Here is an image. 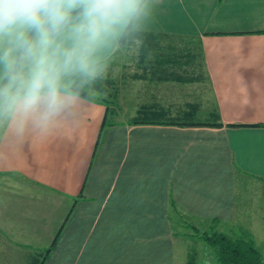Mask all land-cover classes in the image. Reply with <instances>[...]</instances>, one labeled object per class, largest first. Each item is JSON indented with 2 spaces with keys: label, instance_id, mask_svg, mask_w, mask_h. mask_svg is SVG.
Here are the masks:
<instances>
[{
  "label": "crops",
  "instance_id": "0c3cea01",
  "mask_svg": "<svg viewBox=\"0 0 264 264\" xmlns=\"http://www.w3.org/2000/svg\"><path fill=\"white\" fill-rule=\"evenodd\" d=\"M131 29L197 42L210 121L222 125L102 128L106 104L79 96L47 132L1 130L0 188L32 184L28 196L50 212L29 233L22 201L0 215L5 264H176L174 208L229 222L236 182H264V0H142Z\"/></svg>",
  "mask_w": 264,
  "mask_h": 264
},
{
  "label": "clouds",
  "instance_id": "9594fccd",
  "mask_svg": "<svg viewBox=\"0 0 264 264\" xmlns=\"http://www.w3.org/2000/svg\"><path fill=\"white\" fill-rule=\"evenodd\" d=\"M141 12L142 0H0V130L54 127Z\"/></svg>",
  "mask_w": 264,
  "mask_h": 264
},
{
  "label": "rangeland",
  "instance_id": "374dc122",
  "mask_svg": "<svg viewBox=\"0 0 264 264\" xmlns=\"http://www.w3.org/2000/svg\"><path fill=\"white\" fill-rule=\"evenodd\" d=\"M196 45L197 42L188 41L184 37L165 36L158 39V44L150 52L166 53L164 65L169 70L181 73L183 72L182 70L190 72L194 68V64L184 63V66L182 64L183 56L189 54L187 56L191 58V55L194 56L197 53V60L201 61L200 51L190 49L192 47L196 49ZM138 47L137 42L129 47L122 46L116 54L109 58L105 66H102L103 75H109L114 78L118 91L116 98L112 99L109 104V118L115 122L125 121L132 123L130 120L136 115L139 106L144 103H158L171 110L172 113L177 112L180 108H186V104L194 103L198 106L194 117L196 119H209L208 111L211 109V97L207 93L204 82L198 80L178 82L136 78L135 75L143 74V71L150 67V58L153 56L149 52L144 57V61L142 63L139 62ZM188 49L191 51L188 52ZM143 66L145 69H143ZM195 68V72L198 74L197 66ZM10 187L7 191L0 188V199H7L6 196H10L7 199L8 203L0 206V215L8 210L18 211L17 207L20 206L22 201L21 206L24 205L23 211L26 214L25 221L27 223V233H29L31 229L32 231L34 230L31 220L40 218L45 221L49 217V208H40L38 201H32L31 196H28L33 193L32 184L26 183L25 185L19 184ZM8 191L17 194L23 192L28 197L26 200L22 199L21 196L15 198L13 194L7 195L9 194L7 193ZM235 191L234 217L229 222L192 218L179 208L177 210L172 208V228L177 236V242H180V246L177 247L179 251L177 252L176 264H188L191 258L194 260L193 264H222L217 257L216 248L205 239L206 236L213 232L223 233L230 239L237 237L252 238L259 251L264 253L262 252L264 251V231H261L262 227H264V221L260 222V220H264V182L243 177L236 182ZM26 241L21 240L20 243L23 244ZM35 245V242H28L23 246L28 249L30 246ZM47 250L44 249V251ZM0 264H5L4 255L2 254H0ZM14 264L19 263L16 261Z\"/></svg>",
  "mask_w": 264,
  "mask_h": 264
},
{
  "label": "trees",
  "instance_id": "16d2710c",
  "mask_svg": "<svg viewBox=\"0 0 264 264\" xmlns=\"http://www.w3.org/2000/svg\"><path fill=\"white\" fill-rule=\"evenodd\" d=\"M159 37L156 38V35L151 32L132 30L131 23L121 34L119 43L123 46L129 47L132 44L138 43L139 47V62L144 61V57L156 47L158 44ZM189 48V47H188ZM191 50H197L194 47L190 48ZM191 50L188 49V52ZM187 52V51H185ZM187 52V53H188ZM152 54L150 60V67L145 69L143 66V74L135 75L136 78L142 79H155V80H166V81H178V82H191V81H202V72L200 70V61L197 60V53L194 56L191 55V58L187 55H184V60L182 64L191 63L194 64L190 72L172 71L169 70L165 65L164 56L166 53L159 52ZM182 56V55H181ZM154 58V59H153ZM163 59V60H162ZM196 59V60H195ZM168 61V60H166ZM106 62L101 61V66H105ZM185 63V64H184ZM198 74H196V66ZM195 69V70H194ZM149 76H148V75ZM118 94L117 86L113 77L109 75L101 74L94 80H90L86 83H83L79 87V96L85 97L87 99H95L102 101L106 104V116L102 122V128L105 125H110L114 120L109 118V104L112 99H115ZM197 104H186V108H180L177 112L172 113L171 110L163 107L158 103L150 104H141L136 112V115L130 120L134 124H157V123H166V124H179V125H210V126H221L220 121H210L212 118V113L209 114L208 121H196L194 117L197 112ZM206 241L213 245L217 250V257L222 264H264L262 261V255L255 245V242L252 238H241L237 237L230 239L225 234L220 232H213L206 236ZM194 260L191 258L188 264H193Z\"/></svg>",
  "mask_w": 264,
  "mask_h": 264
}]
</instances>
